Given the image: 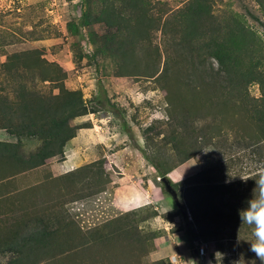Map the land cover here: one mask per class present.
<instances>
[{
	"label": "rangeland",
	"instance_id": "obj_1",
	"mask_svg": "<svg viewBox=\"0 0 264 264\" xmlns=\"http://www.w3.org/2000/svg\"><path fill=\"white\" fill-rule=\"evenodd\" d=\"M186 2L0 0L1 90L13 97L18 93L21 81L31 85L30 72L26 68L20 69L21 75L13 79L2 64L12 53L37 49L45 60L57 65L58 75L66 87L81 89L89 104L99 109L73 120V124L91 127L78 130L77 140L72 142L71 139L65 147V157L49 158L44 165L19 173H15L17 168L13 163L0 160V239L8 237L35 214L56 212L78 231L79 240L104 230L108 223L129 211L151 207L158 215L145 221H134V228L141 234L156 233L150 252L142 254L139 241L127 238L126 241H110L107 246L94 244L90 254L98 257L97 250L104 249L117 264L139 261V264H145L159 259H167L172 264H261L250 251L251 243L256 241L254 233L235 240L224 238L203 242L199 239L193 244L188 243L186 224L189 221L194 224L193 216L187 209V219L182 215L171 217L176 203L147 157L155 148V152L164 153L161 161L166 164L174 165L179 161L181 156L172 149V144L161 142L162 137H167L173 130L169 124L171 112L181 116L183 112L203 111L202 104L193 100L181 79L165 75L167 53L175 56L177 49L172 44L178 24L176 13ZM211 2L213 12L219 17L230 11L243 14L264 39V15L255 0ZM84 10H91L94 19L99 20L86 26L81 34L72 35L67 25L81 17ZM114 15L117 17L112 20ZM118 27L121 31L117 33V39L125 43L122 57L117 54V49L111 48L106 37L116 33ZM97 49L100 51L96 53ZM208 61L217 67L214 59ZM36 84L46 91H59L54 86L57 82L38 80ZM249 92L251 96L259 97V83H251ZM169 97L173 98L174 104H170ZM226 121L224 131L229 134L232 147L224 146V143L217 148L219 150L210 147L201 150L167 176L172 185L214 165L221 166L213 174V178L220 181L244 179L264 169V157L260 154H264V148H240L235 144V132L230 127L234 125L243 131V121L232 118ZM148 127L152 128L148 130ZM245 129L249 133L253 131L250 126ZM0 140L16 141L17 138L0 128ZM23 140L25 154L41 144L37 138ZM184 146L185 151L192 147L184 144L182 148ZM68 163L72 164L69 166ZM72 172L74 176H70ZM100 181L105 183L100 184ZM173 188L181 202L183 188ZM138 194L145 197L147 204L139 206L130 201L132 195ZM60 235L64 239L66 232H60ZM202 245H205L204 255L200 254ZM174 255L179 259L176 262L172 260ZM11 256L0 253V264H5ZM71 263L66 261L64 264Z\"/></svg>",
	"mask_w": 264,
	"mask_h": 264
},
{
	"label": "trees",
	"instance_id": "obj_2",
	"mask_svg": "<svg viewBox=\"0 0 264 264\" xmlns=\"http://www.w3.org/2000/svg\"><path fill=\"white\" fill-rule=\"evenodd\" d=\"M255 1L264 15V0ZM90 11L84 10L81 17L68 23V31L72 35L81 34L86 26L99 20L94 19ZM176 14L178 24L172 44L177 49L175 56L169 51L167 53L165 75L167 78L174 76L181 79V84L192 93L193 100L202 104L203 111L201 113L199 109L195 114L183 112L181 116L171 112L169 124L173 130L167 137L164 135L161 142L171 143L172 149L181 158L174 165H168L161 161L164 153L155 152L157 149L153 148L154 153L151 150L152 153L147 154L161 180L203 149L210 147L219 150L217 148L224 143V146L232 147L223 125L228 118L240 119L244 123L243 131L234 125L230 127L235 132V144L240 148H264L263 37L239 12L230 11L224 16H217L213 12L211 0H187ZM116 17L111 16V19L115 20ZM168 25L169 22L165 25L166 29ZM119 30L118 27L116 33L106 37L107 43L111 42V48L117 49V54L122 57L125 43L117 39ZM23 59V63H18ZM210 59L217 62V67L208 61ZM2 66L13 79L21 75L20 69L26 68L30 72L31 85L21 81L18 93L13 97L0 88V128L17 138L16 141L0 140V160L13 163L17 168L15 173H19L40 167L49 158L65 157V147L77 136L78 130L91 127L88 124H73V120L99 109L89 104L81 89L66 87L58 75L57 65L45 60L37 49L12 53ZM38 80L57 82L54 86L59 91L54 93L39 88L36 84ZM253 82L260 85L259 97H253L249 92V85ZM167 87L172 96L169 84ZM169 102L174 104L172 97H169ZM209 116L212 118L208 119ZM248 126L253 128L250 133L245 129ZM24 138H37L41 144L25 154ZM184 144L192 145L191 149L185 151V146L182 148ZM260 154L264 157L263 153ZM219 167H207L172 185L183 188V191L182 205H176L170 212L171 217L182 215L187 219L189 209L194 219V224L190 221L186 224L185 235L190 244L199 239L203 242L224 238L235 240L254 233L252 225L241 222L240 210L251 208L256 211L264 208V169L244 179L220 181L213 178ZM258 179L259 200L255 205H249L248 200L253 196ZM104 183L100 181V184ZM156 215L158 212L151 207L129 211L108 223L104 230L78 240V231L66 222L62 214H35L8 237L0 239V253L12 254L5 264H64L66 261L73 262L71 264H117L111 261L112 255L104 249L97 250L98 257L92 256L90 253L94 244L107 246L113 240L136 239L143 250L142 254L148 253L156 233L141 234L134 228V221H145ZM60 232H66L64 239L60 237ZM145 264L172 263L167 259H159Z\"/></svg>",
	"mask_w": 264,
	"mask_h": 264
},
{
	"label": "clouds",
	"instance_id": "obj_3",
	"mask_svg": "<svg viewBox=\"0 0 264 264\" xmlns=\"http://www.w3.org/2000/svg\"><path fill=\"white\" fill-rule=\"evenodd\" d=\"M260 191V179L256 180V187L253 189V196L248 200L249 205H255L258 202ZM240 219L242 223H247L254 227L256 241L251 243L250 251L253 252L257 259L264 264V208L252 211L251 208L240 210Z\"/></svg>",
	"mask_w": 264,
	"mask_h": 264
},
{
	"label": "water",
	"instance_id": "obj_4",
	"mask_svg": "<svg viewBox=\"0 0 264 264\" xmlns=\"http://www.w3.org/2000/svg\"><path fill=\"white\" fill-rule=\"evenodd\" d=\"M162 182H164L167 191L172 195L176 205L178 207H180L181 206V202H180L179 197H178V192L173 188V186L170 183L169 179L167 177H163L162 178Z\"/></svg>",
	"mask_w": 264,
	"mask_h": 264
},
{
	"label": "bare ground",
	"instance_id": "obj_5",
	"mask_svg": "<svg viewBox=\"0 0 264 264\" xmlns=\"http://www.w3.org/2000/svg\"><path fill=\"white\" fill-rule=\"evenodd\" d=\"M137 200H139L138 202H135V201H137ZM130 201L132 202V203H137L136 205H142L143 203H144V200H142L141 199V196H133L132 195V198H130Z\"/></svg>",
	"mask_w": 264,
	"mask_h": 264
},
{
	"label": "built area",
	"instance_id": "obj_6",
	"mask_svg": "<svg viewBox=\"0 0 264 264\" xmlns=\"http://www.w3.org/2000/svg\"><path fill=\"white\" fill-rule=\"evenodd\" d=\"M199 249H200V254H201V255L206 254L205 245H202ZM207 255H208V253H207ZM207 255H206V256H207ZM172 260H173V262L178 261V260H179V259H178V256L174 255L173 258H172Z\"/></svg>",
	"mask_w": 264,
	"mask_h": 264
},
{
	"label": "crops",
	"instance_id": "obj_7",
	"mask_svg": "<svg viewBox=\"0 0 264 264\" xmlns=\"http://www.w3.org/2000/svg\"><path fill=\"white\" fill-rule=\"evenodd\" d=\"M78 135H79V133H78ZM77 137H78V136L74 137L71 141L74 142V140H77V139H76ZM68 164H69V166H70V164H72V163H68ZM72 168H73V167H72ZM139 196H141V199L144 200V202H145V197H143L142 195H139V194H138V197H139ZM135 202H137V201H135ZM143 204H147V203H143Z\"/></svg>",
	"mask_w": 264,
	"mask_h": 264
}]
</instances>
